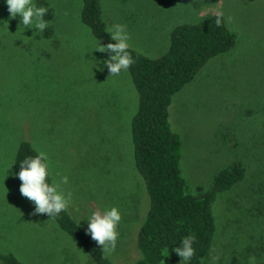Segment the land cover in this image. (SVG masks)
<instances>
[{
	"label": "rangeland",
	"instance_id": "1",
	"mask_svg": "<svg viewBox=\"0 0 264 264\" xmlns=\"http://www.w3.org/2000/svg\"><path fill=\"white\" fill-rule=\"evenodd\" d=\"M100 1L107 27L127 25L130 48L150 58L167 51L178 24L226 16L234 48L175 94L169 121L181 140L189 192L210 189L214 175L234 162L246 170L214 203L216 233L202 264H248L250 256L264 264V0ZM34 2L53 12L50 39L44 30L23 29L18 16L9 19L0 0V254L23 264H95L53 218L33 215L20 194L9 167L29 140L54 173L68 175L63 188L73 193L68 211L77 223L97 208H119L116 247L104 254L132 264L141 257L137 235L149 208L131 136L138 92L128 71L111 75L95 66L108 54L97 51L81 20L82 0ZM79 225L86 232V219Z\"/></svg>",
	"mask_w": 264,
	"mask_h": 264
},
{
	"label": "trees",
	"instance_id": "2",
	"mask_svg": "<svg viewBox=\"0 0 264 264\" xmlns=\"http://www.w3.org/2000/svg\"><path fill=\"white\" fill-rule=\"evenodd\" d=\"M81 20L94 39L102 45L110 42L100 0H82ZM200 6V1L197 3ZM48 9L44 18L52 19ZM219 20V24H217ZM53 29H44L50 39ZM236 34L224 14H207L197 22H184L173 28L167 51L150 58L130 48L134 63L127 70L138 92V108L131 120L133 157L149 198V208L137 235L141 257L132 264H179L173 248L183 236L193 234L196 253L189 264H202L208 256L215 233L213 206L217 198L238 186L245 178V167L234 162L217 172L210 189L188 190L182 174L181 140L169 121L173 97L191 83L210 60L231 51ZM37 150L29 140L19 143L14 172L25 157ZM58 227L75 239L95 264H114L78 225L67 210L53 218ZM0 264H23L11 254H0Z\"/></svg>",
	"mask_w": 264,
	"mask_h": 264
},
{
	"label": "clouds",
	"instance_id": "3",
	"mask_svg": "<svg viewBox=\"0 0 264 264\" xmlns=\"http://www.w3.org/2000/svg\"><path fill=\"white\" fill-rule=\"evenodd\" d=\"M9 13V19L19 17V23L28 29L35 28L40 32L48 27V21L44 19L48 9L43 6H37L34 0H3ZM219 24V20H217ZM110 34V42L106 45L96 44L97 51L107 53V58L99 61L97 69L103 71L105 68L111 75H119L126 72L134 63V59L129 49L130 34L127 25L115 23L105 29ZM15 165V161L9 167ZM19 171L14 175L21 181L19 186L20 194L27 198L34 205L33 215L45 214L50 218L59 216L62 212H67L72 203L73 193L65 191L63 185L69 183V177L66 174L54 173L51 162L44 151L37 150L35 156L25 157L19 163ZM55 177H58L56 179ZM87 222L86 234L91 239L102 246L105 253L112 252L116 247L119 237L118 226L122 215L118 207L97 208L86 218L80 219ZM196 237L189 234L181 237L179 247L173 248V251L180 257L181 264H189L196 253L193 247ZM248 264H257L255 256L248 258Z\"/></svg>",
	"mask_w": 264,
	"mask_h": 264
},
{
	"label": "crops",
	"instance_id": "4",
	"mask_svg": "<svg viewBox=\"0 0 264 264\" xmlns=\"http://www.w3.org/2000/svg\"><path fill=\"white\" fill-rule=\"evenodd\" d=\"M135 98V97H134ZM128 104V103H127ZM138 108V107H137ZM135 109H136V106H133V107H130V114H131V120H132V118H133V116H134V114L136 113L135 112ZM129 151H130V149H129Z\"/></svg>",
	"mask_w": 264,
	"mask_h": 264
}]
</instances>
